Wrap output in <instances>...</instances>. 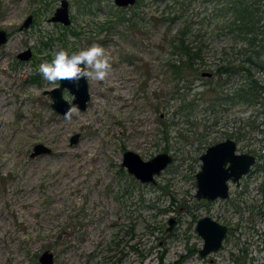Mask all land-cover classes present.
<instances>
[{"label":"rangeland","instance_id":"1","mask_svg":"<svg viewBox=\"0 0 264 264\" xmlns=\"http://www.w3.org/2000/svg\"><path fill=\"white\" fill-rule=\"evenodd\" d=\"M60 1L0 0V29L8 33L0 46V264H40L44 251L53 264H264L262 106L206 91L189 117L175 112L169 41L181 21L170 19L169 1L120 8L113 0H66L68 25L50 20ZM220 7L216 0L189 5L192 28L203 36L202 72L211 73L200 74L192 92L243 46L226 31ZM29 15L32 23L20 29ZM93 43L110 55L112 71L87 80V107L67 121L47 93L59 81H45L38 66L58 48L71 54ZM26 49L31 57L19 60ZM62 95L73 98L67 89ZM234 132L243 134L237 151L255 155V164L238 184L229 181L228 198L196 199V158ZM38 143L51 151L31 157ZM125 150L174 160L155 184H143L121 167ZM204 216L227 232L219 249L201 256L196 223Z\"/></svg>","mask_w":264,"mask_h":264},{"label":"trees","instance_id":"2","mask_svg":"<svg viewBox=\"0 0 264 264\" xmlns=\"http://www.w3.org/2000/svg\"><path fill=\"white\" fill-rule=\"evenodd\" d=\"M167 1L170 2L167 7L172 11L169 12L170 19L181 21V26L169 41L171 58L168 68L176 82L174 99L179 101L176 102L175 112H185L189 117L190 111L197 107L199 97L204 96L206 91H213L215 100L259 103L264 116V80L258 75H264V0H216L221 5L219 11L229 16L226 31L240 39L243 46L237 50L239 57L224 59L212 72L214 81L205 79L206 82L199 87L204 86L203 90L195 92H192L194 84L197 79L200 80L206 64L202 55L203 36L200 30L192 28L188 14L189 5L194 0ZM252 123L250 120L247 124L250 130L254 129ZM163 127L166 128L165 123ZM241 133L234 132L227 137L239 141L243 136Z\"/></svg>","mask_w":264,"mask_h":264},{"label":"water","instance_id":"3","mask_svg":"<svg viewBox=\"0 0 264 264\" xmlns=\"http://www.w3.org/2000/svg\"><path fill=\"white\" fill-rule=\"evenodd\" d=\"M114 4L120 8H126L136 3V0H113ZM32 15L27 16L20 26V29L27 28L32 23ZM51 21L60 22L63 25L70 23L68 15V2L61 0L59 6L50 17ZM8 41V33L0 29V46ZM31 51L26 49L16 54L19 60H28ZM203 76H210V72H202ZM54 89V90H53ZM67 89L73 95L71 101L63 98L62 92ZM52 102L51 107L56 112L63 114L70 106H76L79 110H85L90 98L87 80H81L79 87L67 81H59L57 87L47 91ZM79 134L70 137V144H76ZM236 142L231 138L214 143L208 146L199 156L200 168L195 173L196 192L195 198L202 200L225 199L228 197V180L238 183L241 176L246 174L255 164L256 157L248 153H236ZM51 150L43 144H35L30 156L47 154ZM121 167L126 169L134 179L140 183L155 184L156 176L172 162V156L168 152H161L150 159L144 160L140 155L131 150H125L122 155ZM169 228L174 223V219L168 220ZM196 232L203 239V246L199 250L201 256H205L212 251L219 249L222 240L226 235L227 228L208 216L200 218L196 223ZM38 261L40 264H53V254L44 251L40 254ZM166 264V263H162Z\"/></svg>","mask_w":264,"mask_h":264},{"label":"clouds","instance_id":"4","mask_svg":"<svg viewBox=\"0 0 264 264\" xmlns=\"http://www.w3.org/2000/svg\"><path fill=\"white\" fill-rule=\"evenodd\" d=\"M38 71L42 78L50 84L67 81L78 88L82 79L106 80L112 71V63L106 50L101 45L93 43L71 54L63 48H58L54 51L50 62L45 61L39 64ZM197 90L202 91L203 89L198 88ZM78 111L76 106L70 105L64 112V119L71 121Z\"/></svg>","mask_w":264,"mask_h":264},{"label":"flooded vegetation","instance_id":"5","mask_svg":"<svg viewBox=\"0 0 264 264\" xmlns=\"http://www.w3.org/2000/svg\"><path fill=\"white\" fill-rule=\"evenodd\" d=\"M25 19H26V18H25ZM227 138H231V139H233L232 137H227ZM225 139H226V138H224L223 140H225ZM223 140H221V141H223ZM233 140H234L235 142H237L235 139H233ZM218 142H220V141H218ZM215 143H217V142H215ZM213 144H214V143H213ZM211 145H212V144H211ZM209 146H210V145H209ZM236 146H237V143H236ZM207 147H208V146H207ZM207 147H206V148H207ZM236 153H243V152H238V151H237V147H236ZM169 154H170V153H169ZM248 154H250V153H248ZM200 155H201V154H200ZM200 155H199V156H200ZM252 155H253V154H252ZM171 156H172V155H171ZM254 156H255V155H254ZM198 159H199V157H198ZM172 160H174L173 156H172ZM199 161H200V159H199ZM200 164H201V162H200ZM199 168H200V166H199ZM251 168H252V167H251ZM251 168H250V169H251ZM198 170H199V169H198ZM249 171H250V170H249ZM249 171H248V172H249ZM248 172H247V173H248ZM247 173H246V174H247ZM246 174H244L243 176H241V178L244 177V176H246ZM241 178H240V179H241ZM240 179H239V181H240ZM229 181L232 182L231 180H228V182H227V184H228V197H229ZM239 181H238V183H239ZM234 183H235V182H234ZM238 183H236V184H238ZM228 197H227V198H228ZM218 199H221V198H218ZM225 199H226V198H225ZM215 200H216V199H215ZM211 201H212V200H211ZM204 217H205V216H204ZM211 219H212V218H211ZM198 220H199V219H198ZM216 222H217V221H216Z\"/></svg>","mask_w":264,"mask_h":264}]
</instances>
